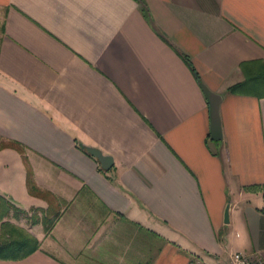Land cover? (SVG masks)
Listing matches in <instances>:
<instances>
[{"label": "crops", "instance_id": "0c3cea01", "mask_svg": "<svg viewBox=\"0 0 264 264\" xmlns=\"http://www.w3.org/2000/svg\"><path fill=\"white\" fill-rule=\"evenodd\" d=\"M0 194V264L264 261V0H0Z\"/></svg>", "mask_w": 264, "mask_h": 264}, {"label": "trees", "instance_id": "16d2710c", "mask_svg": "<svg viewBox=\"0 0 264 264\" xmlns=\"http://www.w3.org/2000/svg\"><path fill=\"white\" fill-rule=\"evenodd\" d=\"M81 147L85 149L84 146ZM10 210L14 212L17 209L11 202H9L3 195L0 194V220H2ZM37 246V239L26 229L17 226L8 220L1 222L0 258H23L33 252Z\"/></svg>", "mask_w": 264, "mask_h": 264}, {"label": "water", "instance_id": "95a60500", "mask_svg": "<svg viewBox=\"0 0 264 264\" xmlns=\"http://www.w3.org/2000/svg\"><path fill=\"white\" fill-rule=\"evenodd\" d=\"M202 90L205 94V97L209 104V118H210V128H211V139L213 140H219L221 138L219 130V114H218V108H219V101H220V95L217 93H214L210 90H208L205 86L201 84ZM85 149L93 156L98 158L100 162L102 163V166L104 168H107L108 166L106 163L111 160L109 156L103 155L98 149L93 147L84 146ZM224 221L228 222V206H226L224 211Z\"/></svg>", "mask_w": 264, "mask_h": 264}, {"label": "built area", "instance_id": "2783aa9c", "mask_svg": "<svg viewBox=\"0 0 264 264\" xmlns=\"http://www.w3.org/2000/svg\"><path fill=\"white\" fill-rule=\"evenodd\" d=\"M188 264H198L195 261H189ZM231 264H264V261L258 256H251L241 252H235L231 255Z\"/></svg>", "mask_w": 264, "mask_h": 264}]
</instances>
